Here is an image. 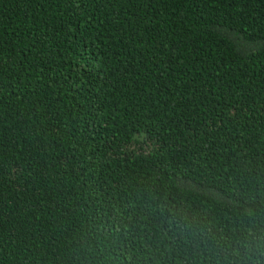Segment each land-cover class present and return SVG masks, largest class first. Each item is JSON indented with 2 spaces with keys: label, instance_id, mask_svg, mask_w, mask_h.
<instances>
[{
  "label": "trees",
  "instance_id": "trees-1",
  "mask_svg": "<svg viewBox=\"0 0 264 264\" xmlns=\"http://www.w3.org/2000/svg\"><path fill=\"white\" fill-rule=\"evenodd\" d=\"M264 0H0V264H264Z\"/></svg>",
  "mask_w": 264,
  "mask_h": 264
},
{
  "label": "clouds",
  "instance_id": "clouds-1",
  "mask_svg": "<svg viewBox=\"0 0 264 264\" xmlns=\"http://www.w3.org/2000/svg\"><path fill=\"white\" fill-rule=\"evenodd\" d=\"M250 239H245L241 246L245 248V252L248 256L255 254H264V232H261L257 236L254 232H249ZM253 264H258L257 261H253Z\"/></svg>",
  "mask_w": 264,
  "mask_h": 264
}]
</instances>
